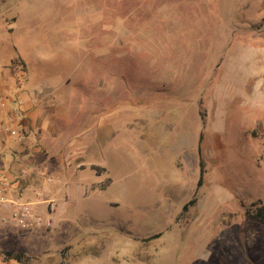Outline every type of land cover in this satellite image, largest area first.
<instances>
[{
	"label": "rangeland",
	"instance_id": "374dc122",
	"mask_svg": "<svg viewBox=\"0 0 264 264\" xmlns=\"http://www.w3.org/2000/svg\"><path fill=\"white\" fill-rule=\"evenodd\" d=\"M0 7H9L0 23L16 32L0 45L7 86L80 102L69 110L71 140L104 111L110 129L98 174L82 178L102 187L67 202L64 181L40 172L12 195L41 193L61 204L60 216H51V228L0 225V252L32 255L31 264L60 252L65 264L72 247L87 244L75 264H264V227L246 216L254 203L264 209V0H0ZM200 158L204 183L185 209ZM74 169L68 179L76 184ZM102 235L111 243L94 247ZM166 248L174 261L158 257ZM0 264L12 263L0 253Z\"/></svg>",
	"mask_w": 264,
	"mask_h": 264
},
{
	"label": "crops",
	"instance_id": "0c3cea01",
	"mask_svg": "<svg viewBox=\"0 0 264 264\" xmlns=\"http://www.w3.org/2000/svg\"><path fill=\"white\" fill-rule=\"evenodd\" d=\"M8 9L9 7H0L1 12L7 11ZM10 31H13V33L16 34L12 24L5 22L0 23V45L2 42H8L11 40L12 34ZM8 88L16 89L17 87L10 85L7 86L4 78V69L0 64V98L9 91H12V89L7 90ZM35 89H38V91L40 90L39 92L37 91L39 93L38 96H35V91L31 93L30 91L28 92V88L22 89L21 94V97L24 100V105L27 109V117L24 121L27 138L23 143H18L13 139H9L7 141L8 146L13 151H18L25 158L22 162H15L12 160L7 162L9 175L13 182V191L16 188H21L20 191L24 192L27 184L37 180V176L40 172L42 175L44 173H50L55 179H58L60 183L64 181V196L67 202H73L76 199L86 200L92 186L93 188L102 187L99 186L98 183H92V186L90 184H84L87 182H85L86 180H83L82 178L84 176H88V182L92 181L94 174H98L93 167H101L99 163V155L102 153V145L107 143L110 131L108 126L103 121L107 112L104 111V113H101L103 117L100 119V123L87 124L84 127L87 130L83 132L84 134L81 140H71V138H73V135L71 134L72 120H69V117L72 118L74 114L69 110L71 108L83 107L82 104L80 102L70 103L68 101H51L47 99V95L49 93L45 94L44 88ZM34 99L35 101L33 102L32 100ZM104 109H106V107H104ZM68 131L70 132V137H67L66 139L61 138L63 135L66 136ZM86 137H88V142L85 143L82 148H78L79 142L81 143L85 141ZM73 164H75L74 171L78 174L80 179H78L79 181L76 182V184H73L72 179H68V172ZM39 194L41 193L36 194L33 201L51 200L43 197V194H41V196ZM57 204L58 207L56 213L51 215L47 214L48 218L52 219L51 216L59 218L61 213V204ZM43 206L44 205H42V207ZM44 214H46L45 207L42 216ZM78 234L76 233L75 236ZM136 237L137 236H135V241L140 243L141 241H139ZM110 243L111 240L107 241L106 236L104 237V235L98 237L92 242L93 245H96L94 246L96 248H101L102 246L106 247V244L109 245ZM79 247L80 248L72 247V260L67 261L65 264H75L79 258L87 254V251L90 252L92 248V246L87 244H81ZM148 247H150V245L147 246L146 249ZM94 253L97 252L95 251ZM160 254L161 258L165 256V258L170 259L171 262L172 260L174 261L176 255L174 252L172 258L171 250L167 248L165 251L162 250V253L160 251L158 252L159 258ZM43 255L46 256V264H61L62 259L60 252L57 254L47 253ZM29 256L33 257L32 255ZM93 261V264H105L97 259H94ZM10 262L12 264H19L15 261Z\"/></svg>",
	"mask_w": 264,
	"mask_h": 264
},
{
	"label": "built area",
	"instance_id": "2783aa9c",
	"mask_svg": "<svg viewBox=\"0 0 264 264\" xmlns=\"http://www.w3.org/2000/svg\"><path fill=\"white\" fill-rule=\"evenodd\" d=\"M21 94L22 89L18 87L0 98V225L22 229L51 228L53 220L42 218V214L44 207L46 214L56 213L58 204L55 200L33 201L12 195L13 182L7 162H22L25 158L18 151H13L7 141L13 139L23 143L27 138L24 127L27 109Z\"/></svg>",
	"mask_w": 264,
	"mask_h": 264
},
{
	"label": "trees",
	"instance_id": "16d2710c",
	"mask_svg": "<svg viewBox=\"0 0 264 264\" xmlns=\"http://www.w3.org/2000/svg\"><path fill=\"white\" fill-rule=\"evenodd\" d=\"M17 63H18V60L15 59L14 64H17ZM205 174H206L205 162L203 158H200L199 179H198L196 194L194 195L192 200L185 205V209H187L189 206L194 205L196 203L197 193L204 183ZM258 205L259 203H254L253 206L255 208L248 209V211L246 212L247 213L246 216L248 215L249 218L257 221L261 226L264 227V209L260 208ZM0 253L4 256V259L6 261H15L19 264H31L34 259L33 257L23 252L2 251Z\"/></svg>",
	"mask_w": 264,
	"mask_h": 264
}]
</instances>
